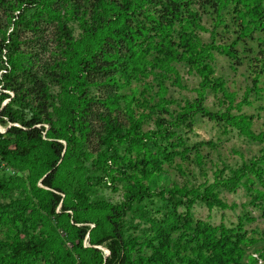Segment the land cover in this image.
<instances>
[{"label":"rangeland","instance_id":"obj_1","mask_svg":"<svg viewBox=\"0 0 264 264\" xmlns=\"http://www.w3.org/2000/svg\"><path fill=\"white\" fill-rule=\"evenodd\" d=\"M14 1L0 0V40L15 29L17 45L16 58L0 55V110L13 99L5 85L19 90L24 118L29 100L46 110L39 140L0 136V242L40 245L37 264H109L77 249L76 228L87 226L81 248L89 233L117 229L135 257L165 234L175 239L170 228L188 218L238 239L242 264H264V0H111L154 44L153 21L171 22L172 43L188 38L202 62L191 67L190 51L176 47L164 69L144 37L126 51L118 12L97 0H33L17 27L4 21ZM133 53L142 71L123 84L117 61ZM11 125L0 123V134ZM235 174L232 190L219 183ZM175 187L200 197L182 199ZM49 192L75 213L62 217L59 202L51 214Z\"/></svg>","mask_w":264,"mask_h":264},{"label":"trees","instance_id":"obj_2","mask_svg":"<svg viewBox=\"0 0 264 264\" xmlns=\"http://www.w3.org/2000/svg\"><path fill=\"white\" fill-rule=\"evenodd\" d=\"M97 1L108 10L110 9L118 12L115 23L116 27L123 29V32L121 34L122 36L117 34L116 39H122L126 51H133L135 48H138L139 45L137 46V43L135 44L134 41H139L141 37H144L143 42L147 41V45L157 48L158 52L156 58L153 60V65L155 67H163L164 69V66L169 65V63L176 60L179 56L176 47L185 48L187 51H190L191 54L187 58V61H189L190 64L195 61V64L193 63L191 67H199L202 64L198 53L191 52L194 51V48L188 38H181L178 44L172 43L168 36L171 22L160 20L153 21V29L160 34V41L154 44L151 42L150 37H148V31L143 26H136L133 28L131 25H127L126 20H124V14L127 15V11L122 10L121 7L111 0ZM257 1L258 0H255V2ZM34 4L35 2H33V0H15L14 3L11 2L8 6V8H10L8 13L10 14H8V17H6L4 21L17 27L18 22L24 21L25 18L23 14L25 11L34 6ZM17 9L19 20L17 22H11V20L14 19L13 13L14 11H17ZM127 9L129 10L130 7L128 6ZM148 19H153V17H148ZM15 31L16 30L14 29L7 38L2 37L0 40V55L2 52H6L10 56V59L13 57L16 58L17 45H15ZM136 60L135 54L133 53L129 56H124L123 59L117 61L121 62V65H119L121 68L119 73L124 79L123 84L129 83L131 79H138L135 73L136 71L137 73H140L142 69H137L139 64ZM204 65H206L203 68L205 69L204 71L207 69L209 70L207 64ZM12 66L15 67V64H12ZM213 87L217 88L216 85H213ZM3 90L13 92V99H10L9 103L0 110V123L4 125L5 121H7L12 125L8 127L3 134H0V136L6 134V137H18L26 141L39 140L40 130L35 126L42 124V113L46 108L41 112V109L44 106H41L39 102L38 104H35L33 100H29V102L23 106L22 110L29 109L31 116L29 118H24V112L20 113L19 110H16L14 107V104L19 98V90L11 85L3 86ZM6 96V93L0 94V104L3 97ZM126 109L129 110L127 106H125V110ZM129 119L133 121V126L128 133H134V130L138 129L139 123L135 122L132 116H129ZM16 123H20L22 128L14 126ZM57 147L58 148L54 152L57 157H59L62 151V146L60 143H57ZM2 151L5 150L2 149ZM15 152L19 155H24L27 151L24 149H17ZM47 178L48 179L43 180L44 185L47 188L55 189L51 182V177L49 176ZM237 180L238 175L235 174L232 179L220 181L219 183L229 190H232V188L235 187ZM174 192L182 199H185L188 195L194 198L200 197L196 191L187 193L185 189L179 190L176 187L174 188ZM49 193L53 201L49 204L47 210L51 214L59 202L61 203L62 217L68 218L69 212L72 214L75 213L76 208L74 206L66 208L63 205L64 201H60V197L56 193ZM170 229L180 230V234L175 239H172L169 234H165L156 240V244H149V248L151 249L150 254L132 257L128 250V243L122 239V236H118L117 229L114 230L112 236L107 235L103 238H97L89 233L88 239L90 248H81V242L87 233V226H83L82 228H76L78 232L77 249H88L89 252L95 254H100L102 252L106 255L105 261H109V264H112V262L115 264H185L186 262L188 264H203L205 260L209 261L208 264H242V252L237 248L238 239L235 238V242H230V237L227 235L226 230L221 229L219 235L215 236V229H202L198 224L195 227H192L191 221L188 218L184 219L181 223L177 221ZM192 244H194V246L190 247ZM104 246L107 248V254L102 249ZM204 257L208 259H204ZM45 259V253L42 247L31 241L17 239L10 243L0 242V264H37L38 261Z\"/></svg>","mask_w":264,"mask_h":264}]
</instances>
